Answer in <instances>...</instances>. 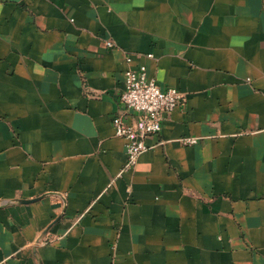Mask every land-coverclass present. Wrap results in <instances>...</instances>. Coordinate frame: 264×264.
I'll return each instance as SVG.
<instances>
[{"label":"crops","instance_id":"crops-1","mask_svg":"<svg viewBox=\"0 0 264 264\" xmlns=\"http://www.w3.org/2000/svg\"><path fill=\"white\" fill-rule=\"evenodd\" d=\"M140 65L185 101L124 171ZM0 264H264V0H0Z\"/></svg>","mask_w":264,"mask_h":264},{"label":"built area","instance_id":"built-area-1","mask_svg":"<svg viewBox=\"0 0 264 264\" xmlns=\"http://www.w3.org/2000/svg\"><path fill=\"white\" fill-rule=\"evenodd\" d=\"M106 43L108 46L113 44L109 40ZM120 100L126 112L132 111L135 115L133 121H129L128 116L122 113L112 117L115 134L125 139L124 171H128L136 166L139 156L152 147L147 139L161 131L163 114L182 105L185 96L175 87L162 88L155 79L148 76L146 66L140 65L125 71ZM181 140L184 143H197L198 137Z\"/></svg>","mask_w":264,"mask_h":264}]
</instances>
